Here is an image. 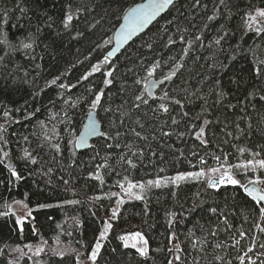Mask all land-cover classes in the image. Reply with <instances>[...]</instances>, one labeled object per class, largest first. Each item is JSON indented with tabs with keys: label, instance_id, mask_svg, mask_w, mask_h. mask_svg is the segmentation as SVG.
Listing matches in <instances>:
<instances>
[{
	"label": "trees",
	"instance_id": "16d2710c",
	"mask_svg": "<svg viewBox=\"0 0 264 264\" xmlns=\"http://www.w3.org/2000/svg\"><path fill=\"white\" fill-rule=\"evenodd\" d=\"M137 1L140 0H71L73 8L86 6L91 12L79 14L73 28L66 32L61 20L70 0H0V21L4 19L3 13L8 12V23L0 24V27L10 41V46L0 44V57H3L0 60V125L3 126L0 127V159L3 160L0 163V212L6 211L5 205H12L13 201H22L32 209V215L24 222L23 232L15 224V216H0V264H9V261L17 259L19 264H34L37 258L29 259L30 255L21 257L13 249L19 246L23 250L25 244L37 246L43 241L47 243L44 244L45 252L39 257L42 264H75V253L70 250L90 251L102 221L111 218L115 197L110 194L118 188L117 181L125 175L134 181H142L177 172L198 171L201 167H219L221 163L236 165L251 159L256 151L261 152L259 158H264V101H260L258 95L245 99L249 92L257 89L261 90L259 94H264V77L258 79L252 71L256 60H264V34L256 36L253 32H245L241 19L246 12L264 7V0H225L223 5L220 0H201L196 8L192 7L195 0H178L111 60L112 84H103V72L108 70L107 66H102L101 72L92 74L87 80H81L92 64L102 59L104 49H93L101 33L109 28V23L104 22L91 31L86 22L100 19L106 9L114 12ZM21 8L26 11L21 13ZM214 11L218 13L216 19L208 21L207 17ZM105 19L115 20L110 15ZM169 21L173 23L169 25ZM48 22L52 23L51 28L46 26ZM204 24L208 27L203 28ZM178 25L189 29L191 35L202 29L199 34L204 47L196 44L190 50L189 55L180 61L184 68L173 78L174 83L164 82L156 90V96L168 90L179 93L178 98H183L184 94L179 92L181 87L192 92L200 88L202 93H208L209 81L219 79L221 87L228 93L225 104L237 105L238 101H244L231 110L215 105L208 114H204L212 121L206 137L209 140L207 146L201 145L191 135H186L183 140L175 136L152 140L153 134L159 135L154 133L155 129L163 127V130H169L161 121L170 125V119L166 115L154 117L146 106L139 111L131 109L132 93L138 87L133 86V79L144 75L137 56H143L147 63L153 59L169 60V57L180 60L185 44L180 40L184 33L177 31ZM221 26L228 36L222 49L217 50L215 45L209 47V41L222 33ZM38 27L41 31L37 34ZM76 30L84 35L73 40L70 37ZM29 32L37 34L33 48L13 51L18 47V39L26 37ZM169 36L175 44L165 47ZM149 42L153 44L151 49L143 46ZM230 57L234 59L230 60ZM213 62L217 68L209 69L207 65ZM171 63L157 70L154 77L166 74ZM223 64L228 67L221 70ZM129 68L134 71L130 73ZM55 76H60L57 85L46 86V81ZM204 76H208L209 81L200 84ZM233 79L238 83H232ZM61 83L73 87L61 89L58 86ZM101 89L104 90L101 104L93 109L101 133L119 130L122 136L109 140L101 135L92 140L88 148L77 150L68 141L75 140L94 94ZM190 99L192 103L185 109L190 117L180 123L177 131H185L186 126L201 115L204 102L195 96ZM66 100L77 103L70 107L65 104ZM126 100L128 104L124 103ZM214 102L213 93L208 96V104L214 105ZM5 111L8 116H4ZM121 112L128 113L123 124ZM172 114L177 115V112ZM136 118L145 125L143 130L133 123ZM236 123L240 124L243 133L237 131ZM130 127L142 131L149 140L135 138L129 131ZM222 128L233 135H225ZM237 136L239 139L235 138ZM225 140L228 142L224 143ZM116 143L120 144L119 148L115 147ZM130 143L145 152L143 158L136 159V168H129L119 159L121 154L131 155L125 149ZM146 143L151 145L152 151L144 147ZM53 144H59V151L52 147ZM109 144L113 146L109 148ZM232 145L248 151L240 153ZM25 151L35 158V164L24 157ZM193 151L197 153L195 157L191 155ZM5 152L7 157L3 155ZM225 155L228 157L226 162L223 160ZM214 156L221 157L219 163L213 159ZM200 157H204V165L199 163ZM105 158L107 166L100 169L101 183L89 173L95 172L96 165L104 163ZM8 165L18 172L20 180L11 176ZM232 171L240 185H222L219 189H212L208 188L205 178L187 179L178 185L152 188L143 200L125 198L119 205L117 218L111 221L113 228L104 241L98 264H167L169 260H175L176 255L180 260L175 264H240L237 256L245 253L250 243L248 236L254 235L258 243H264V233L253 227L259 220L258 207L246 196L241 185L254 177L264 179V170L233 168ZM97 196L101 198L94 200ZM73 200L79 203H65ZM213 207L218 210L215 214L209 211ZM168 212H175L179 217L171 226L167 223ZM225 218L232 228L224 224ZM33 227L38 230L35 234ZM212 229L217 231L215 237L209 234ZM238 230L245 231L246 237L240 238L237 234L236 239L241 240V245L234 247L232 236ZM131 231H139L149 240L147 257H140L132 248H124L118 239L121 234ZM172 232L176 233L174 243L180 245L178 253L174 244L168 242ZM193 242L196 247H193ZM216 243H222V248H215ZM52 248L69 250V254L63 258L54 256L50 251ZM256 251H260L258 246L251 254L253 259H256ZM215 256H220L222 261L215 260Z\"/></svg>",
	"mask_w": 264,
	"mask_h": 264
},
{
	"label": "snow or ice",
	"instance_id": "6c2138e0",
	"mask_svg": "<svg viewBox=\"0 0 264 264\" xmlns=\"http://www.w3.org/2000/svg\"><path fill=\"white\" fill-rule=\"evenodd\" d=\"M225 0H220V4L223 5ZM201 4V0H195V3L192 4L193 8L198 7ZM174 5V0H144L142 3L135 4L134 6H130L123 9H118L114 12H109V10H105V14L100 17V19L93 18L91 21L86 22V27L91 30L95 31L102 23L108 22L109 28L101 33L100 40L96 42L95 48L93 49H104V52L102 53V59H99L97 63L92 64L91 69L89 72L85 73L80 79L81 80H87L89 76H91L94 73L101 72L102 66H107L108 70L103 72L104 80L103 84L105 86L110 85L113 83V80L110 79L114 75V72L112 71V64L110 63L112 58L116 56L117 52L120 51L121 47H123L125 44L128 43L134 36H136L138 33L142 32V30L149 25L153 20L156 19L157 16H159L162 12H164L166 9H169L170 6ZM99 6V5H97ZM21 13H24L26 10L21 8ZM84 12H91V9L88 7H80L77 6L73 8V5L71 3V0L69 4L66 6V9L64 11L63 19L61 20V24L63 29L67 32L74 26V21H76L79 18V14H82ZM112 16L115 18L114 22L106 21V16ZM218 15L217 12H213V15H210L207 17L208 21H214L216 19V16ZM4 19L0 21V24H7L8 23V12L5 11L3 13ZM242 27L244 28L245 32H253L256 36H260L264 34V8L257 7L254 10H251L249 12H246L244 16H242ZM49 21H51V17H49ZM169 25L173 23V21L168 22ZM16 25H13L15 27ZM46 26L48 28H51L53 25L52 23L48 22L46 23ZM20 27H23V25H20ZM195 27V26H193ZM208 25L204 24L203 28H207ZM221 29L223 30V26H221ZM41 31V29L37 28V34ZM178 32H183L184 34L180 36V40L184 42L185 46L182 49V54L180 57V60H176L174 57H169V60H163L161 59H153L150 63H147L145 61V58L143 56H137V59L139 60V68L142 69L144 72L143 76L137 75L133 79V86L135 87L132 97H131V109H135L139 111L142 106H146L149 108V110L154 114V117H160L161 115H166L170 121L171 124L168 125L166 121H161V123L168 127L169 130L165 131L163 130V127L157 128L154 130L155 132H158L159 135L153 134L151 136L152 140H158L160 138H171L175 136L178 140H183V138L186 135L194 136L197 141L203 146H207L209 144V140L206 138L208 134L209 127L212 124V121L207 118V115L209 113V109L211 107H214L215 105H221L222 107H225L228 110H231L235 107H237L239 104H243L244 101H238L237 105H233L231 103L225 104V97L228 96V93L223 90L221 87V81L219 79H215L214 82L209 81L208 76H204L202 80L199 81L200 84H204L205 81H209L211 83V87L209 88L208 93H202L200 88H197L194 92L189 91L185 87H181L179 92H182L183 98H178L179 93H173L168 90L161 91L160 95L156 96L153 92V89H156L158 85L161 87L163 86L164 82L172 81L174 83V77H177L178 74L181 72V70L184 68V64L181 63L185 56L189 55L190 50L196 45L199 44L201 47H204L203 38L199 34L202 29L198 30L197 34L191 35L189 33V29L187 28H181L179 25L177 26ZM111 33V35H108V33ZM164 32L167 33V28L164 29ZM31 32L28 33V35L24 38L18 39V47L13 48V51L25 49V50H31L33 46L36 43V35ZM84 35L83 32L76 30L74 35H71V39L77 40L78 38L82 37ZM228 36V32L226 30H223L222 33H218L211 41H209V47L212 45H215L217 47V50L222 49V44L226 40ZM115 43L114 47H106L111 46ZM0 44L9 45L10 41L4 32L3 28L0 27ZM175 44V41L172 39L171 36H169L167 43L164 45L167 47L168 45ZM144 47H147L151 49L153 47L152 43H146L143 45ZM3 57H0V60H2ZM35 59V57H33ZM234 59V57L229 58ZM170 62L171 66L169 67L166 74L163 75L162 80H156L153 79V77L157 74V70L162 69L164 65H168ZM36 67H39V65H36ZM209 69H215L217 68V64L215 62L210 63L207 65ZM221 70L226 69L228 67L227 64H223L220 66ZM128 71L131 73L134 71L133 68H129ZM252 71L255 74L256 78H262L264 77V60H256L254 62V66ZM27 75V73H25ZM60 80V76H55L51 80L46 81V86H53L57 85V82ZM27 82V81H25ZM232 83H238L235 79L232 80ZM59 88L64 89L66 87H73L71 85H65L63 83L58 85ZM91 91V89H89ZM260 89L255 90L254 92H249L248 96L245 97L246 100H250L252 97L258 95L260 101H264V94H259ZM215 94V102L214 105L208 104V96ZM104 94V90L101 89L100 91L96 92L94 94V98L91 100L90 103V109L89 114H91V110L95 109L98 105L101 104V98ZM195 96L196 99L202 100L204 103L201 106V115H198L196 119L189 123L186 126L185 131H177L176 129L179 127L180 123L185 120L186 118L190 117V113L186 111L185 109L192 103V100L190 97ZM151 101V103H150ZM77 101H65V104H68L70 107H75ZM125 104H128L129 101H125ZM155 105V106H153ZM129 109V111L131 110ZM108 111L109 109H105ZM178 110V111H177ZM119 111V109H117ZM241 111H244V109H241ZM173 112H177V115H179V119L177 118V115H173ZM128 113L121 112V124L124 123L123 118L127 116ZM4 116H8V112H4ZM226 119V118H225ZM134 124L139 125L140 129L143 130L145 128V125L141 123V120L139 118H136L133 121ZM175 126V127H173ZM0 127H3L0 125ZM116 125H113V128H115ZM227 128V125L224 126ZM235 128L238 132L243 133V129L240 128V124L236 123ZM130 133L137 139L141 141H148L149 137L147 135H142V131H138L135 127H130L129 129ZM222 132H224V128L221 129ZM96 134V126L95 122H91L87 130L82 133L77 140H69L68 143L73 146V148H81L85 146L87 143V137L89 135H95ZM227 136H232L233 133L231 131L224 132ZM100 135L105 136L109 140H117L122 136V133L119 130H116L114 133L110 130L107 133H100ZM215 135V133H213ZM236 139H239V136L235 137ZM2 139V137H0ZM27 139V137H25ZM228 141L225 140L224 143H227ZM113 145L109 144L108 147L111 148ZM233 147H237L236 145H232ZM53 148H55L57 151H59L60 146L59 144H53ZM115 147L119 148L120 144L116 143ZM144 147L148 151H152L151 145L146 143ZM168 147H171V145H168ZM126 152H130L131 155H125L121 154L119 159L124 164L128 165L129 168H136L137 158H143L145 155L144 150L138 149L134 147L133 144H128L125 146ZM237 151L240 153H244L245 151H248L247 149L243 147H237ZM73 156H75V152L72 153ZM4 157H7L8 153L3 154ZM99 156V153L96 154ZM153 155L155 153L153 152ZM181 155L183 153L181 152ZM193 157L197 155L195 151L191 153ZM261 156V152L256 151L252 153V158L248 159L246 162L238 163L236 165H229L227 163H221L219 167H213V168H205L201 167L198 171H190V172H177L174 176L167 177H157L155 179H148L146 181H134L129 178L128 175H125L122 180L117 181V185L120 188V192H113L110 195L112 197L117 198V206L114 207L111 210V218L105 219L102 221V227L98 233V235L94 238V243L90 246V251L87 253H81L77 250H70L71 252L75 253V264H98V257L101 255V250L104 247V241L108 239L109 232L113 228L112 220L117 218L119 213V205L124 203V199L122 196H127L129 199H136V200H143L145 199V194L152 188H162L166 187L168 185H178L181 181L187 180V179H195L198 180L200 178H205L207 182L208 188L212 189H219L222 185H240V181L235 177V174L233 173L232 169H244L247 170L251 168L253 171L256 169H262L264 170V158H259ZM24 157L31 160V163L35 164L36 160L35 158H32L30 154L25 151ZM95 160L96 157H93ZM214 160L217 161V163L220 162L221 157L214 156ZM228 159L227 155L223 156V160L226 162ZM3 160L0 159V163H2ZM199 163L201 165H204L206 163L204 157H200ZM107 166V160L105 158L104 163H100L96 165L95 172H90V176H94L96 180L103 183V176L100 173L101 168H105ZM9 171L11 173L12 177H15L17 180L21 179V176L18 174V172L11 167V165H8ZM161 172L164 171V169H160ZM49 172H51V169H49ZM65 184L68 183V181H64ZM243 188L244 193L247 197L251 198L253 202H255V206L258 207V214H259V220L258 222H255L253 224V227L255 229H258L260 233H264V179L261 177H255L248 181L247 184L241 185ZM173 195H175V192H173ZM101 197L97 196L94 197V200H99ZM65 203L74 204L79 203V201H66ZM13 204L20 205L24 209H27V211L24 213V215H18L17 212L13 209L12 205H5L6 211L0 212V216L7 217L9 215L15 216V224L19 228L20 232L24 231V222L27 217H30L32 215V209L28 208V205L23 203L22 201H13ZM38 207H51V205H39ZM209 211L213 214L217 213V208L213 207L209 209ZM169 219L167 220V223L171 226L174 223V219H179V217L176 215L175 212H168L167 213ZM221 215L223 213L221 212ZM224 224L230 229L232 228V224H230L227 220V218L224 219ZM33 233H37V229L33 227L32 229ZM191 234V230H190ZM209 234L213 237L217 235V231L212 229L209 231ZM240 238H245L246 233L243 230H238L237 233H233L232 236V244L233 246L241 245V240L236 239V235ZM176 238V233L172 232L168 237V242L170 244H174L175 251L178 253L181 251L179 243H174ZM118 239L122 242V245L124 248H132L135 250V252L140 257H147L149 255V240L145 237L144 234H142L139 231L126 233L118 237ZM248 239L250 241L249 245L246 248V251L243 255H238L237 259L239 260L240 264H264V243H258V238L254 235L248 236ZM204 241H200V243H203ZM46 241H43L42 244L33 246L31 244H25L24 248H27L29 252L32 253V256L29 257L31 259L32 257H36L37 259L34 260V264H42V261L39 259L42 253L45 252V248L43 247V244H46ZM222 243H216L214 245L215 248L220 249L222 248ZM259 247L260 251L255 252L256 259H253V256L251 255L254 252V249L256 247ZM193 247H196V243L193 242ZM13 251L19 252L20 256H27L28 253L24 252L19 246ZM52 254L54 256L59 257H65L67 254H69V250L60 251L55 248L50 249ZM157 251H160V249H157ZM169 251H172V249H169ZM215 260H221L222 258L220 256H215ZM180 260V256L176 255L175 260H169L167 264H175V261ZM9 264H19V260L16 261H9ZM223 264V262H222ZM231 264V262H229Z\"/></svg>",
	"mask_w": 264,
	"mask_h": 264
},
{
	"label": "water",
	"instance_id": "95a60500",
	"mask_svg": "<svg viewBox=\"0 0 264 264\" xmlns=\"http://www.w3.org/2000/svg\"><path fill=\"white\" fill-rule=\"evenodd\" d=\"M176 1H178V0H174V2H176ZM142 2H144V0H141V1H139V2H136V3H134L133 5H131V6H134L135 4H138V3H142ZM168 9H166L164 12H162L159 16H161L163 13H165L166 11H167ZM159 16H157L156 17V19L159 17ZM155 19V20H156ZM155 20H153L152 22H154ZM151 22V23H152ZM150 23V24H151ZM149 24V25H150ZM149 25H147L143 30H142V32L149 26ZM142 32H140V33H142ZM140 33H138L137 35H139ZM136 35V36H137ZM136 36H134V37H136ZM133 37V38H134ZM132 38V39H133ZM131 39V40H132ZM130 40V41H131ZM130 41H128V43L130 42ZM126 45V44H125ZM124 45V46H125ZM115 46V43H114V45H113V47ZM124 46L123 47H121V49H123L124 48ZM120 49V50H121ZM119 52V51H118ZM118 52H117V54H118ZM162 78L163 77H153V79H156V80H162ZM160 85H158L157 86V88L156 89H153V92H154V94L156 95V90L158 89V87H159ZM91 122H95V126H96V134L95 135H89L88 137H87V143L85 144V146H83V147H81V148H78V150H83V149H86L87 147H89V145H90V142H91V140H93V139H95V138H97V137H99V136H101L100 135V133H101V129H100V123H99V121H98V119H97V117H96V113L93 111V110H91V114H89V112H88V114L86 115V118H85V120H84V123L82 124V127H81V129L79 130V132H78V134H77V136H76V140L77 139H79V137H80V135L82 134V133H84L86 130H87V127H88V125L91 123ZM248 183V182H247ZM246 183V184H247Z\"/></svg>",
	"mask_w": 264,
	"mask_h": 264
},
{
	"label": "rangeland",
	"instance_id": "374dc122",
	"mask_svg": "<svg viewBox=\"0 0 264 264\" xmlns=\"http://www.w3.org/2000/svg\"><path fill=\"white\" fill-rule=\"evenodd\" d=\"M262 8H264V7H262ZM175 174H173V175H169V176H167V177H171V176H174ZM255 178V177H254ZM152 179H155V178H152ZM146 180H148V179H146ZM146 180H142V181H146ZM113 192H120V188L118 187L115 191H113ZM112 192V193H113ZM122 198L123 199H125V198H127V196H122ZM115 205H114V207H116L117 206V198L115 197V203H114ZM12 207H13V209L17 212V214L18 215H24V213L27 211V209H24L22 206H20V205H16V204H12ZM107 219H110V217L109 218H107ZM131 232H136V231H131ZM131 232H125V233H123V234H126V233H131ZM123 234H121V235H123ZM120 235V236H121ZM122 243V242H121ZM35 247V246H34ZM43 247H44V244H43ZM23 250H24V252H27L28 253V255H30V256H32V253L31 252H29V250L27 249V248H24L23 247ZM32 258H36V257H32Z\"/></svg>",
	"mask_w": 264,
	"mask_h": 264
},
{
	"label": "bare ground",
	"instance_id": "6f19581e",
	"mask_svg": "<svg viewBox=\"0 0 264 264\" xmlns=\"http://www.w3.org/2000/svg\"><path fill=\"white\" fill-rule=\"evenodd\" d=\"M140 1H141V0H140ZM137 2H139V1H137ZM135 3H136V2H135ZM132 5H133V4H132ZM129 7H130V6H129ZM134 38H135V37H134ZM127 44H128V43H127ZM127 44H126V45H127ZM113 45H114V43H113ZM113 45H111L110 47H113ZM126 45H125V46H126ZM125 46H124V47H125ZM110 47H109V48H110ZM121 50H122V49H121ZM121 50H120V51H121ZM120 51H119V52H120ZM119 52H118V53H119ZM116 55H117V54H116ZM114 57H115V56H114ZM114 57H113V58H114ZM113 58H112V59H113ZM162 77H163V76H162ZM160 78H161V77H160ZM92 110H93V109H92ZM93 111L95 112V110H93ZM88 112H89V111H88ZM87 114H88V113H87ZM87 114H86V115H87ZM85 118H86V116H85ZM84 120H85V119H84ZM83 123H84V121H83ZM83 123H82V124H83ZM81 127H82V125H81ZM81 127H80V129H81ZM80 129H79V130H80ZM100 129H101V128H100ZM78 132H79V131H78ZM77 134H78V133H77ZM76 136H77V135H76ZM75 140H76V137H75ZM93 140H94V139H93ZM91 141H92V140H91ZM90 144H91V142H90ZM89 146H90V145H89ZM87 148H88V147H87ZM77 150H78V149H77Z\"/></svg>",
	"mask_w": 264,
	"mask_h": 264
}]
</instances>
